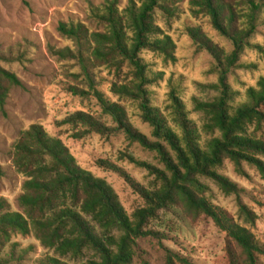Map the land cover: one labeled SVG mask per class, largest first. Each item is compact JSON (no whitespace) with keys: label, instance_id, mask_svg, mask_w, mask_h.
Segmentation results:
<instances>
[{"label":"trees","instance_id":"trees-1","mask_svg":"<svg viewBox=\"0 0 264 264\" xmlns=\"http://www.w3.org/2000/svg\"><path fill=\"white\" fill-rule=\"evenodd\" d=\"M182 1L132 0L122 8L118 0H107L92 7V16L102 31H92L83 22L61 23L58 28L76 44V50L66 49L59 55L78 61L87 86H72L69 90L75 96L94 97L130 142L155 152L164 165L162 170L133 156H124L159 183L148 190L112 162L98 161L101 168L122 176L142 196L145 206L129 215L110 184L81 168L60 139L35 124L23 132L15 145L14 166L26 177L19 199L24 212H11L7 202L0 199V248L16 234L33 235L56 255L45 257L42 264H71L63 259L78 260L86 251L95 252L99 258L89 264H134L139 239L163 240L162 234L149 228L151 222L161 211L180 208L192 219L210 218L227 234L224 264H261L264 245L209 200L208 187L201 180H212L224 194L235 195L241 217L254 224L255 213L241 201L242 189L220 170L230 161L237 172L243 173L242 165L247 163L256 167L264 180V77L246 90L240 102V92L233 89L228 78L238 67L246 47L251 46L250 39L264 25V0L189 2L190 11L195 16L208 17L213 28L234 47L227 54L200 27L187 29L196 49L212 56L219 72L218 83L211 86L219 91V96L211 102L196 100V110L207 116L203 130L220 133V137H213L206 144L178 91L173 89L170 94L175 126L150 99L149 87L162 79V73L153 72L143 53L148 51L164 56L166 61H176V43L163 33L155 15L160 12L169 20L178 16ZM3 60L0 55L2 111L11 89L21 86L20 79L2 66ZM102 68L115 74L111 86L114 95L139 103L141 117L153 129L155 141L135 129L123 105L111 102L96 88L94 71ZM63 124L80 128L72 135L76 140L93 133L106 136L112 132L85 112L71 115ZM115 231L121 235L115 236ZM177 262L193 264L189 257L168 251V264Z\"/></svg>","mask_w":264,"mask_h":264},{"label":"rangeland","instance_id":"rangeland-1","mask_svg":"<svg viewBox=\"0 0 264 264\" xmlns=\"http://www.w3.org/2000/svg\"><path fill=\"white\" fill-rule=\"evenodd\" d=\"M106 1L0 0L2 66L21 81V86L11 89L5 109H0V165L3 170L0 199L7 202L11 212H24L19 199L26 181L13 163L15 145L23 132L35 124L43 126L51 137L60 139L81 168L110 184L129 215L145 206L144 199L122 176L98 166V161L112 162L148 190L159 185L147 170L124 157L133 156L164 170L157 154L130 142L125 133L118 130L112 117L103 113L94 97L75 96L69 90L72 86H87L78 61L59 55L66 49L76 50V44L59 32V25L83 22L92 31H102L103 28L92 16V7ZM130 1L118 0L122 8ZM189 2L183 0L179 3V15L170 20L160 12L155 15V21L163 33L171 36L176 43V61H166L164 56L148 51L143 56L153 72L162 73V79L149 87L152 105L158 106L171 125L175 126L170 94L173 89L178 91L189 117L201 131L203 144H206L211 138L220 137V133H206L203 130L207 116L196 110V100L211 102L219 96V91L211 87L218 83L219 72L213 57L196 49L187 29L200 27L227 54L232 53L234 47L231 41L213 28L208 17L195 16L190 11ZM250 44L238 67L228 77L233 89L240 92L238 102L244 100L249 87H255L264 77V25L258 28ZM94 72L96 88L111 102L123 105L135 129L155 141L153 129L141 117L139 103L111 92L112 83L116 80L114 72L105 68ZM77 112L92 115L112 132L106 136L93 133L81 140L72 138L80 128L64 125L63 122ZM262 133L264 138V130ZM242 169L243 173H239L233 163L226 161L220 173L242 189L241 201L255 213L254 224L246 223L241 217L235 195L224 194L212 180L202 178L201 181L208 187L206 196L209 200L248 228L264 245V180L256 167L243 163ZM149 228L162 234L163 240L154 237L139 239L135 246L134 264H168V251L189 257L193 264H224L227 234L210 218L202 216L195 220L180 208H173L161 211ZM114 235L119 237L121 234L115 231ZM47 256L56 255L33 235L16 234L0 248V264H42L41 261ZM98 259L95 252L86 251L78 260L68 257L63 260L71 264H89ZM261 264H264V258Z\"/></svg>","mask_w":264,"mask_h":264}]
</instances>
